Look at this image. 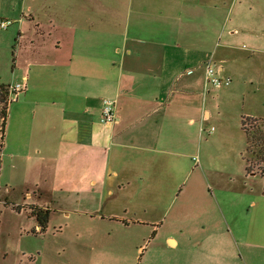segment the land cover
<instances>
[{
    "label": "crops",
    "instance_id": "1",
    "mask_svg": "<svg viewBox=\"0 0 264 264\" xmlns=\"http://www.w3.org/2000/svg\"><path fill=\"white\" fill-rule=\"evenodd\" d=\"M233 3L0 0V20L10 22L0 28V84L22 85L2 138L13 147L12 167L22 164L20 184L35 222L32 208L49 211V219L104 210L129 180L139 190L134 205L156 203L144 198L154 195L151 188L173 190L194 174V145L211 119L204 64L212 61L221 76L229 63L213 50V20ZM106 99L116 104L112 125L99 121ZM195 174L209 187L208 172ZM242 257L239 264L259 259L249 251Z\"/></svg>",
    "mask_w": 264,
    "mask_h": 264
},
{
    "label": "rangeland",
    "instance_id": "2",
    "mask_svg": "<svg viewBox=\"0 0 264 264\" xmlns=\"http://www.w3.org/2000/svg\"><path fill=\"white\" fill-rule=\"evenodd\" d=\"M213 21V50L229 60L221 77L231 83L209 87L211 119L194 145V174L176 179L181 184L173 190L151 188L154 195L144 198L154 196L156 203L134 205L140 195L129 180L124 191L114 189L104 210L69 219L55 213L38 231L20 184L22 164L12 167L13 147L1 139L0 115V264H213L211 257L239 264L248 251L264 263V174L256 165L246 174L244 160L258 161L264 146V0H234ZM207 172L209 187L195 174ZM226 180L232 188L216 186ZM167 237L178 245L170 247Z\"/></svg>",
    "mask_w": 264,
    "mask_h": 264
},
{
    "label": "built area",
    "instance_id": "3",
    "mask_svg": "<svg viewBox=\"0 0 264 264\" xmlns=\"http://www.w3.org/2000/svg\"><path fill=\"white\" fill-rule=\"evenodd\" d=\"M10 25L9 21L0 20V28L6 29ZM205 69V81L207 86L215 89H221L230 85V80L220 76L218 68L212 64L211 61L204 64ZM22 92V85L8 86V98L7 104L10 105L17 101L18 95ZM99 121L105 125L115 124L117 121L116 116V104L114 100H103L101 110L99 113ZM213 131V128H211Z\"/></svg>",
    "mask_w": 264,
    "mask_h": 264
},
{
    "label": "trees",
    "instance_id": "4",
    "mask_svg": "<svg viewBox=\"0 0 264 264\" xmlns=\"http://www.w3.org/2000/svg\"><path fill=\"white\" fill-rule=\"evenodd\" d=\"M7 98H8V86L0 84V108H1L0 115L2 120V126H4L5 123L6 110L8 107ZM244 119L245 118H242L241 120V130L246 134L247 138L249 139L250 134H249V130L245 126ZM1 132L3 134V128L1 129ZM258 154L260 155V157L258 161H255V163L250 162V160H247L246 158L244 159L246 162V168H245L246 174L250 175V173L253 172V168L255 165L257 166V169L260 171V173L262 175L264 174V146L260 145ZM32 214L35 216L41 231L42 232L45 231L49 219V211H40L32 208Z\"/></svg>",
    "mask_w": 264,
    "mask_h": 264
}]
</instances>
